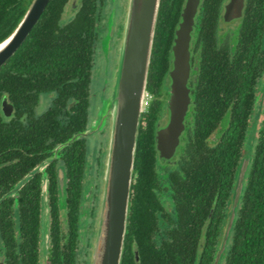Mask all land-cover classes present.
Instances as JSON below:
<instances>
[{
  "label": "trees",
  "instance_id": "1",
  "mask_svg": "<svg viewBox=\"0 0 264 264\" xmlns=\"http://www.w3.org/2000/svg\"><path fill=\"white\" fill-rule=\"evenodd\" d=\"M67 2L52 0L24 44L0 69V100L8 96L17 111L35 109L42 96L55 94L50 108L38 118L55 124L53 151L43 155L36 148L35 156L21 169L16 163V122L0 119V199L53 156L59 145L92 127L89 108L96 48L100 50L98 43L104 46V40L108 45L118 29L114 28L116 9L105 33L97 24L102 11L109 13L106 0H81L74 20L64 21ZM184 2L161 0L147 85L151 98L138 131L121 264H213L243 159L249 160V167L221 264H264V119L259 135L249 138L255 111L262 110L257 103L264 90V0H248L234 49L220 43L217 22L223 0H202L197 29L199 70L190 86L191 134L179 152L171 187L163 190L156 170L155 137L159 115L167 104L165 78L172 68L174 33ZM26 11L0 35V43L17 29ZM109 48L104 47V53ZM105 101L103 95L102 105ZM63 110L65 115L58 119ZM25 138L30 139L29 134ZM85 138L62 149L49 164L50 245L44 264H91L90 253L80 256L86 204L97 200V195L89 198L85 191L91 168ZM104 155L96 157L97 165ZM59 160L62 165L57 168ZM60 169L65 174L64 191ZM42 178L38 173L18 194L0 203V253H5L7 264H43ZM100 191L98 184L96 193ZM163 193L170 195L171 213L160 203ZM91 244L89 240L87 245Z\"/></svg>",
  "mask_w": 264,
  "mask_h": 264
},
{
  "label": "water",
  "instance_id": "2",
  "mask_svg": "<svg viewBox=\"0 0 264 264\" xmlns=\"http://www.w3.org/2000/svg\"><path fill=\"white\" fill-rule=\"evenodd\" d=\"M50 1L35 0L17 29L0 43V69L27 40ZM200 1L186 0L182 13V22L176 30V37L172 47L173 68L169 72L171 85L169 99L167 100L169 121L166 127L157 131L155 138L160 156L167 160H171L174 157L180 145V137L186 129L185 118L192 103L191 89L188 86L192 70L190 44L194 18ZM160 6L161 0H129L114 91L111 98L104 102L98 120L94 121L89 130L76 134L70 140L57 147L53 156L46 159L16 184L10 193L0 199L1 203L7 197L15 196L38 173H44L47 166L58 158V154L62 149L81 137L88 138L102 130L108 118L112 116L107 154L108 161L104 174L105 183L91 264H121L127 231L138 131L141 116L146 109L148 76ZM243 8L244 0H231L226 6L224 20L230 22L241 17ZM12 108L13 106L7 104L5 100L4 112L7 116L11 114ZM248 167L249 160L243 159L232 194L227 223L213 264H221L224 260ZM58 176L61 190L64 191L65 174L63 169L59 170ZM47 195V177L43 175L41 209V261L43 264L46 261L47 240H49ZM136 258L138 259V255H136ZM0 264H4V262H0Z\"/></svg>",
  "mask_w": 264,
  "mask_h": 264
},
{
  "label": "flooded vegetation",
  "instance_id": "3",
  "mask_svg": "<svg viewBox=\"0 0 264 264\" xmlns=\"http://www.w3.org/2000/svg\"><path fill=\"white\" fill-rule=\"evenodd\" d=\"M34 1L35 0H0V35H3L4 33L8 32L10 30V28L12 27L11 25L14 24L16 17H20L22 15V11L27 8V11L25 12V14H26L28 12V10L30 9V7L32 6V4L34 3ZM80 1L81 0H68L67 4L65 6L64 12L62 14V19L64 21L74 20V17L77 13V10H78L77 5H79ZM230 1L231 0H223V4L220 8V13H219L220 19L217 22V26H218V33H219V37H220V43L223 45L229 44L230 48L234 49L233 42H234V40H236V37L239 33V30L243 26L244 19H245L244 17L246 15L245 13L247 10L248 0H244V8L242 10L241 17L236 18L230 22H226L224 20V15L226 12V6ZM50 2H49V4H50ZM185 4H186V0L184 2V6L180 10L179 21L177 22V26H176L175 33H174L175 37H176V30L179 28V25L182 22V13H183V9L185 7ZM47 7H46V9H47ZM201 7H202V0L200 1V5L198 7L197 13H196L195 18H194L193 31L191 34L192 39H191V44H190V52H191L190 61H191L192 70H191L190 79L188 81L189 88H190L192 82L196 78V72H198V70H199L198 63H199L201 49L197 47V34H198L197 29H198V26L200 24V19L202 17L201 16V14H202ZM107 8H108V6H107ZM46 9H45V11H46ZM70 10H71V13L68 14V11H70ZM45 11L43 12V14L45 13ZM119 15H121V14L117 13V14H115V17L116 16L118 17ZM210 17H212V15ZM109 19H110V17H109V15H107V12L102 11L101 19L99 20V22L97 24V26L99 27V30H102L104 28L105 33L108 31L107 21H109ZM222 24H223V26L231 27L230 32L228 30H227L228 32L224 31L225 27H223ZM47 30H48V28L46 29V31ZM122 30H123V28H122ZM122 33H123V31H122ZM117 34H118V29L115 31V34L113 35V38L108 43V45L106 42V46H105V42H104V46L106 48L111 47V49H113V47H114L113 46V43H114L113 40ZM175 37H174V39H175ZM98 44L101 45L100 46L101 50L103 49V53H104V46H102L101 42H99ZM173 45H174V42H173ZM111 49L110 48H109V50L107 49V51H109L108 57L111 53ZM98 52H99V50L96 48V56H97ZM108 57L105 59L106 65L109 64L110 58H108ZM172 60H173V56H172ZM171 64H172V68H173L172 61H171ZM94 66L98 68V67H101L102 65L101 64L98 65V61L95 60ZM95 67H94V69H95ZM171 69H170V71H171ZM169 72H168V76H169ZM104 75H107L109 78V75H111V73H108L107 71H105ZM168 76L165 78V85H164L165 94H164L163 99L164 100L166 99V101H167V99H169L170 85H171V79ZM103 78L106 79L105 76H103ZM104 79L102 81V84H101L99 90H92L93 89V83L91 85V100H90V108H89V115H90L89 125L90 126L92 125V123H94V121H97L99 116H100L102 106H103L102 105L103 95H104V98H106L105 100H107V97H108V86H109V84L107 83V80L104 81ZM103 88H104V90H103ZM46 97H49L51 99V102L48 103L47 105H43L44 108H41L39 112H38V105L39 104L35 107V109L25 107V108H20L17 111V109L14 107V105L11 102H9L8 96H4L0 100V119L5 123H8L12 120H15V122H16V124H15V135L19 136L18 140L16 141V151L18 152L17 157H16V163L18 164L19 169H21L22 163H29L28 158H32L33 156H35L36 148H38V150L42 149L43 155L48 153V152L53 151L51 134L54 131L53 127L55 126V124H53V122L50 119H47V120L42 121V122L38 121V118L43 116V114L50 108V106L52 104V99L55 97V94L50 93ZM5 100H6L7 104L13 106L12 112L9 116H7L4 112V101ZM191 101H192V103L194 102L192 96H191ZM25 103H27V100H25ZM192 103L189 106L188 114L185 118L186 129L180 137L181 142H180L179 147L181 146V148L178 147L179 148L178 152H177L178 148L176 150V153H178V154L176 155V153H175L174 157L171 160L164 159L160 156V153L157 150V145H156V150H157L156 170L158 172L160 182L162 184L161 189L163 188V190H165L168 187H171L170 181H171L172 174L177 170L179 152H180V150H182L183 145L185 143V140L188 139V137L191 134V132H190V121L192 120L191 119ZM72 105H70V106H72ZM164 113L166 115L163 117ZM64 115H65V112L63 110L59 113L58 119H61V117ZM163 118H165L166 122L164 125L163 124L161 125V122L162 123L164 122ZM168 121H169V110L167 108V104L164 103V105L162 107V111L159 115V122L157 124V127H158L157 131L159 129L166 127L168 124ZM62 123H64V120ZM107 123L109 124V120H107L104 127H106L108 125ZM104 127L102 130H100L101 132L104 131V129H105ZM100 131L95 133L94 135H91L88 138H85L86 140H84V144L87 146L86 149L88 150V153H87L88 158L91 155L90 154L91 151H95L97 149V146L92 147V143L93 142L95 143L96 141H91V140H93L94 137L98 136V134L101 133ZM27 134H29L30 139L25 138V136ZM156 134H157V132H156ZM33 144H37L38 146H36L34 148ZM108 145H107V147H108ZM28 146H31V148L28 149L27 148ZM33 148H34V150H33ZM101 150H102V148L100 150L98 149L97 154H101V153L105 152L106 156H107V154H108L107 149H106V151L102 150V152H101ZM183 154H184V152H183ZM22 155H25V161L22 159ZM106 156L104 157L105 162L103 163V165H102V163H100V166L97 165L96 163H93V164L91 163V165H90V163L88 161V164L91 168H88L89 172H88V176L86 178L85 191L88 193L87 196L89 198H91L93 196V198L96 199V195H97V200L96 201L91 200V201L87 202L86 211L84 213L85 217H88V215H91L90 213L92 212V210H91L92 208H95V207L98 208V206H99L98 203L100 201V192L97 194L96 191H97L98 184L100 185V183H98L99 180L102 177H104L103 166L106 163ZM102 160H103V158L101 159V161ZM2 163H3V160H2ZM50 165L47 166L44 173H39V174L42 176L45 175L47 178L50 179V173H49L50 172V170H49ZM61 165H62V163L60 161L57 168H59ZM105 169H106V167H105ZM27 175H25L24 178ZM30 182H28L25 186H27ZM41 182H42V179H41ZM48 184H49V181L47 179V185ZM24 187H22V188H24ZM18 193H19V191L17 192V194ZM16 197H18V195ZM169 197H170V195H165L163 193V195L160 198V203L162 205L166 206L167 211H169L168 213H171L170 211H171V207H172V202L170 201ZM129 208H130V206H129ZM152 213H153V211H152ZM50 216L51 215H49V220H50ZM49 223H50V221H49ZM173 226L174 225H171L170 230L173 228ZM48 245H50L49 240H48ZM0 262H4V264H7V261L5 258V253L4 254L0 253Z\"/></svg>",
  "mask_w": 264,
  "mask_h": 264
},
{
  "label": "rangeland",
  "instance_id": "4",
  "mask_svg": "<svg viewBox=\"0 0 264 264\" xmlns=\"http://www.w3.org/2000/svg\"><path fill=\"white\" fill-rule=\"evenodd\" d=\"M128 5H129V0H107L109 17L113 14L114 9L117 10L116 14L120 13L121 15H119L118 17L117 16L115 17L116 25L114 26V28L118 27V34L116 35V37L113 40L114 41V43H113L114 47L111 50L109 57L107 56V52H109V51H106L103 54L102 53L103 49L101 50V48H100V50L96 56V61H98V65L101 64L102 66L98 67V68L95 67V69L93 70V81H94L93 82V90H99L100 89V86H101L102 81L104 79L103 76H105L106 79H104V81L107 80V82L109 84V86H108V98H111L113 91H114V85L116 82V72L118 70V64H119V59H120V50L122 47L123 34H124V33H122V31L124 32V26H125V22H126ZM70 13H71V10L68 11V14H70ZM222 26H223V24H222ZM223 27H225L224 31L228 30L230 32L231 27H226V26H223ZM122 28H123V30H122ZM104 42L106 43V40H104ZM104 56H105V58H104ZM107 57L110 58L108 65H106V62H105V59ZM105 71H107L108 73H111V75H109V78L107 75H104ZM103 90H104V88H103ZM50 102H51V99L49 97L42 96L40 98V102L38 105V112L40 111L41 108H44L43 105H47ZM257 104L260 105L257 108L262 107V110L258 111V109H257V111H255V114H254L255 119L251 120V122L255 123V127L252 129V132L249 136L250 139H252V135H255L256 137L259 135L260 125L264 119V90L261 93H259V101ZM165 115L166 114L164 113L163 117ZM108 120H109V124L107 123L108 125L106 127H104L105 128L104 131H102V132L100 131L101 133L98 134V136L94 137L93 140H91V141H96L95 142L96 144L94 142L92 143V147L97 146V149L95 151H91V153H90L91 155L88 158L90 165H91V163L92 164L96 163V157L99 156V154H97L98 149L100 150L102 148V150L106 151V149H107V151H108L112 116H110L108 118ZM163 120H164V122L163 123L161 122V125L162 124L164 125L166 122L165 118H163ZM215 139H216V136L213 137L211 142L214 141ZM107 145H108V147H107ZM179 148H181V146ZM179 148H178L177 152L179 151ZM102 150H101V152H102ZM177 154L178 153H176V155ZM104 156H106V153ZM104 159L105 158H103L102 163L105 162ZM107 161H108V155L106 156V163H107ZM105 167H106V164H105ZM105 167L103 166V168H104L103 169V175L105 174ZM98 183H100V185H101L100 201L98 203L99 206H98V208L96 207V209L92 212L91 215H88V217H84V221H83L84 223L82 226V234L83 235H82L81 244H80V246L82 248L80 256H82L84 253L86 255L88 253H90L91 254V263H92V256H93V252H94V246H95L96 235H97V230H98V223H99V218H100V209H101V202H102L105 177H102ZM93 231L95 234H92ZM89 240L92 241L93 246H92V244L90 246L87 245ZM47 242H48V240H47ZM45 248H47V247H45ZM41 257H42V254H41ZM46 259H47V257H46ZM42 260H44V258H42ZM81 260L83 261L82 258H79V261H81Z\"/></svg>",
  "mask_w": 264,
  "mask_h": 264
},
{
  "label": "built area",
  "instance_id": "5",
  "mask_svg": "<svg viewBox=\"0 0 264 264\" xmlns=\"http://www.w3.org/2000/svg\"><path fill=\"white\" fill-rule=\"evenodd\" d=\"M150 96V97H149ZM151 98V95H149V93H146V102H145V107H147L149 99Z\"/></svg>",
  "mask_w": 264,
  "mask_h": 264
}]
</instances>
